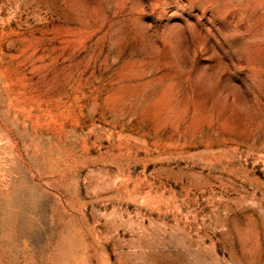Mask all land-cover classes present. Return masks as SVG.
Segmentation results:
<instances>
[{"label":"rangeland","instance_id":"1","mask_svg":"<svg viewBox=\"0 0 264 264\" xmlns=\"http://www.w3.org/2000/svg\"><path fill=\"white\" fill-rule=\"evenodd\" d=\"M0 264H264V0H0Z\"/></svg>","mask_w":264,"mask_h":264}]
</instances>
